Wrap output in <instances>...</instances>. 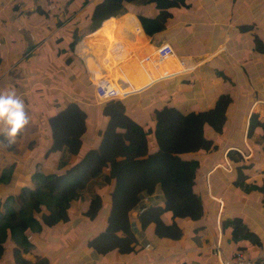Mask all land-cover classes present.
<instances>
[{"label": "crops", "instance_id": "crops-1", "mask_svg": "<svg viewBox=\"0 0 264 264\" xmlns=\"http://www.w3.org/2000/svg\"><path fill=\"white\" fill-rule=\"evenodd\" d=\"M17 1L0 0V94L14 92L23 99L30 123L22 133L28 136L26 131L32 129V135H35L36 140L35 145L29 146L27 154L22 153V156H26L23 161L10 160L0 165V168L13 163L14 169L24 170L26 177L29 178L30 173L36 168L61 171L77 156L63 148L47 152L50 136L47 116L68 101H74L83 107L87 121L81 135L82 149L97 144L100 138L97 132L101 117L98 107L93 106L90 72L83 66L85 73H88L85 79V75L82 76L81 72L71 65L66 69L62 68L64 71L59 70L60 62L55 56L57 51L47 54L46 49L34 47L38 36L44 37L47 41L53 37L52 42L55 43L63 30L56 36L54 32L49 34L47 28L40 26V23L48 22L49 25L51 18H48V14L41 16L37 13H35L37 17H34L30 10L31 6L29 8L23 6L22 12L17 11L15 14L19 16H12L11 12L14 9L10 6L13 3L17 4ZM20 3L23 5V1L20 0ZM38 3L42 4L41 8L45 11L53 9L49 1H46L45 5L44 0H37L36 4ZM75 3L74 0L73 7L79 9L81 6ZM22 5L19 4L16 8L19 9ZM65 8L69 10L70 6ZM122 8L132 12L139 25L138 14L153 15L156 12L151 2L143 0L124 2ZM167 10L168 17L165 19L163 29L148 36L142 28L141 30L149 37L153 46L167 42L178 56L187 59L191 64V68L181 74L175 73L182 75V79L185 78L184 98L169 104L181 111L183 109L195 111L211 106L221 92H227L231 97L223 129L219 132L205 129V134L212 139L211 147L206 151L184 154L196 160L192 187L201 198L202 214L197 219H188L173 217L167 211L162 212L160 219L163 223L173 222L178 227L180 233L176 238L158 236L154 233L152 222L142 228L137 219L133 232L138 244L134 250L122 254L111 252L103 259L107 261L106 264H219L212 252L218 240L219 247L224 253L241 250L247 256L263 255L264 127L259 130L258 125L254 124L252 130L247 132V126L251 113L255 114L257 120L264 122V0H173ZM15 19L22 24L12 26ZM43 34L47 36H42ZM155 37L161 42L154 44ZM96 50L98 61L101 60L98 62L100 66L104 50ZM107 60L114 62L112 59ZM78 61L82 63L83 60ZM62 62L66 63L65 60ZM120 71L121 67L115 74L118 75L117 72ZM161 71L168 69L162 67ZM65 73L72 79L73 87L83 91L86 99L77 92L65 91L58 88V85L52 86L53 83L49 79H59L60 76L64 77ZM176 77L164 78L162 82H154L140 90L142 92L153 87L155 91L157 89L159 91V88L163 89L166 86L162 92L150 93L152 97L148 104L152 101L155 105L157 99L164 100L168 94L167 85H173ZM59 81L62 84L63 80ZM140 91L126 95L138 94ZM125 96L119 99L124 101L128 115L139 124H144L149 110L145 108L146 110H139V114L132 115ZM93 118H97L94 122L95 134L85 137L84 143L83 135L89 127L87 123H91ZM41 142L42 146L39 145ZM63 156L72 160L67 161ZM111 182L107 206L109 211L112 205L110 193L114 185L113 178ZM99 193L100 209L103 211V202L107 201L108 197L101 194V189ZM144 193L151 197L152 201L161 200L158 185L151 192ZM82 202L84 206L81 204L80 214L84 216L81 212L85 209L87 201ZM140 202L141 199L137 198V202L130 209L136 210ZM107 213L109 214L108 211H103L98 218L95 215L91 219L88 218V221L80 220L82 224H89L92 227L87 234L96 233L103 228ZM235 216L240 217L246 230L256 234L260 244L251 243L246 238L235 241L230 239L229 227L221 226L220 223ZM145 243L149 244L148 248H144ZM84 252L87 251L84 249Z\"/></svg>", "mask_w": 264, "mask_h": 264}, {"label": "trees", "instance_id": "trees-1", "mask_svg": "<svg viewBox=\"0 0 264 264\" xmlns=\"http://www.w3.org/2000/svg\"><path fill=\"white\" fill-rule=\"evenodd\" d=\"M127 1L131 0H93L68 20L72 26L64 48L72 49L75 43L73 49L76 54L86 57L84 52H88L98 62L96 49L102 46L105 58L114 59L120 67L125 66L126 53L119 58L112 53L115 41L121 43L124 52L130 53L132 48L144 49L149 45L147 36L164 28L167 8L173 0H143L151 2L156 12L153 15L138 14L141 27L133 14L115 17V14L123 12V3ZM38 7V11L34 7L33 10L47 15L48 11ZM110 19L109 28L102 26L103 21ZM88 23L90 25L82 28L77 37L78 28ZM94 29L99 31L97 36L84 37ZM83 62L86 70L91 71L88 61ZM74 91L83 99L87 98L83 91ZM230 101V95L221 92L211 106L186 112L162 102L151 108V122L139 124L127 114L124 101L108 99L98 105V113L105 118V125L99 131L100 138L96 146L83 149L81 135L86 128V111L74 101L64 103L46 118L50 134L46 150L50 152L63 148L77 156L61 171L31 172L29 185L20 186L15 193L8 191L3 200L0 199V257L6 240L12 239L22 247L29 244L24 233L29 228L67 224L70 219L67 208L71 199L87 201L81 213L89 219L93 218L101 207L99 188L109 184L112 178V205L107 220L101 230L86 234V251L93 250L101 258L115 251L119 254L132 252L138 243L127 219V210L135 204L140 191L149 193L156 185L161 191V200L144 205L138 214L139 226L143 228L152 222L154 233L158 236L178 237V227L173 222L163 223L160 214L167 211L173 217L188 219L201 216L202 201L192 187L196 160L184 154L206 151L211 147L212 139L205 134V129L213 132L223 129ZM254 124L259 130L264 127V122L251 113L247 132ZM151 141L153 144L150 145ZM13 171V163L1 167L0 183L14 178ZM220 224L229 227L232 241L246 238L259 244L256 234L245 229L240 217H232ZM11 253L15 264L48 263L45 256H37L34 260L23 257L16 245L11 248Z\"/></svg>", "mask_w": 264, "mask_h": 264}, {"label": "rangeland", "instance_id": "rangeland-1", "mask_svg": "<svg viewBox=\"0 0 264 264\" xmlns=\"http://www.w3.org/2000/svg\"><path fill=\"white\" fill-rule=\"evenodd\" d=\"M22 1H23V5L20 3V0L17 1L20 5H22L21 7H19V9L16 8L17 5H19L18 3L17 4L13 3L10 6L11 9H14V11L11 12L12 16H19V15H15V14L17 11L19 13H21L23 6H25L27 8H29L31 6L30 10L33 12L34 17H37V15L35 13H37L41 16H44L43 12H41V13L37 12L38 11L37 8L39 9L38 5L40 6V8L42 5V4L36 5L37 0H21V2ZM46 1L48 2L49 0H44L43 5H45ZM73 1L74 0H53V1L49 2L51 7L53 8V9H48L49 12H47V14L49 15L48 18H51V20H49L50 23H49V25H47L48 22L47 23L45 22L46 24L41 22L40 26L46 27L47 30L50 32L49 34L54 32L55 33L54 36H56V34L58 32H60V30H63V31H62V34L59 37H57L58 39L56 38L57 40H55L56 41L55 43L52 42L53 37L47 41L44 39V37L38 36L37 40H36V44L34 45V47H36V48L40 47L41 49H46L47 54H51V52L57 51V54L55 56L57 57V59L60 62L61 69H59V70L64 71V69H66V67L68 65H71L73 68L78 69L81 72L82 76L85 75L84 76V78H85L86 75L88 76V73H85V71H84V67L82 65V63L84 64V62L82 61V63H80L78 61V56L75 57L76 55L73 53L72 49H70L68 47L67 48H64V47L66 45V37L69 36V34L67 36V33H69V30L72 26V24L68 23V20L69 19L71 20L83 8L87 7L93 0H79L80 2L78 0H75L76 1L75 5L79 4L81 6L79 9L73 7ZM81 1H82V3H81ZM8 4H10V3H8ZM79 5H77V6H79ZM63 6H64V8L62 9ZM65 6H67V7L70 6V9L68 10L67 8H65ZM33 7L37 11L36 10L34 11ZM128 13L133 14L129 10H127V9L125 10V8H123V12L120 14L117 13L118 15H116L115 17L121 16L123 14H128ZM112 19L103 21L102 26L109 28L110 27L109 22ZM58 21H59V23H56ZM51 22L53 24H51ZM14 24L12 26L21 25L22 23H19L16 20L14 22ZM89 25H90V23L78 28L77 37L80 36L81 29L86 27V26H89ZM97 32L99 33V31L97 29H94L90 34L85 35L84 37L97 36V34H98ZM42 36H47V35L43 34ZM58 40H59V42H57ZM159 40L160 39H157V38L154 39L153 38L154 44L156 42H161ZM152 46H153V43L149 41V45L146 46L144 49L139 50V49L132 48V50L133 49H135V50H133V51L131 50V51H132V54L136 58H141L151 48H153ZM97 49H98V51H101L103 49V47L99 46ZM65 57H67L69 59V64L66 61H65L66 63L62 62L63 60H66ZM129 58L130 57H127V60ZM102 60H103V62L100 64L99 69H101V70L104 69L102 71L106 72L108 75H110V72H108L109 70L113 71L114 78H112L111 81L116 85L119 84L118 90H119L120 95L129 93V92H134L135 90H137L136 87H138V85L134 84L133 81L135 80L134 78H137L140 76L138 70H136L135 72L132 73V74H134V78H130L129 75L123 76L122 74L124 73V70L127 68V65L125 64V66L121 67L122 71L117 72L118 75H116L115 74L116 70H118L120 65L117 63L114 64V62H115L114 59H112L114 62L107 60V59H104V57H102ZM100 61H98V62L100 63ZM62 68H64V69H62ZM90 72L91 73L99 72V70L94 69ZM159 72L162 73L161 70ZM120 73H122V74H120ZM176 75H177V77H176ZM176 75H174L176 77L175 78L176 80L173 83V85L172 84L167 85L168 94L165 96L164 100H162L163 98L157 99L155 101V105L152 101H150V103L148 104L149 99L152 97V96H150V93L155 92L157 94L159 92H162L166 86L163 87V89L159 88V91H158V89H157V91H155L156 89H154L153 87H149L148 89H146L142 92L140 91V93H138V94L126 95L125 96L127 99L126 104H127V107L130 108L129 111L132 113V115L135 113L139 114V110L143 111V109L146 108L149 111L147 112V116H146L145 121L144 120L143 121L144 122H151L153 120L152 119V111L150 110L152 105L159 106L161 102H166L167 104H169L171 102L174 103L178 99L184 98V92H185L184 81H185V78L182 79L181 78L182 75L181 76L179 74H176ZM57 76H58V74H57ZM163 76H161V77H163ZM170 78H172V77H170ZM59 79L63 80V82H62L63 85L60 83ZM59 79L50 78L49 81H51L53 83L52 86L58 85L57 87L60 89H63L65 91L72 90L73 92H75L74 91L75 88L73 87L74 84L72 82V79L70 78V76L67 73H65L64 77L60 76ZM160 79H162V78H160ZM187 81L189 82L188 79H187ZM46 83L48 85V82H46ZM88 85H89V83H88ZM59 86H61V87H59ZM92 94H93V91H92ZM100 99L101 98H98V97H96L95 99L93 98L92 99L94 101L93 106H96V108H97L98 105L101 103ZM144 104H145V106H144ZM31 109H32V107H31ZM183 111H186V110L183 109ZM96 119L93 118L91 123L90 122L87 123V125L89 127L87 128V131L83 135V140H84L83 142L84 143H85V137L87 138L92 133L95 134L94 122ZM99 121H100L99 125H98L99 128H98V132H97L98 135H99V131L102 130V128L105 125V118L103 119L101 117L99 119ZM0 128H3V126L0 125ZM32 132H33L32 129H29L28 131H26L28 136H25L22 133V135H20L15 140V142L10 146L8 145L4 136L0 135V165H4L5 162H9L10 160L16 159L19 161H23L26 158V156H22L23 155L22 153L27 154L29 152L30 147L35 145L36 139H35V135H32ZM99 137H100V135H99ZM99 137H97V138H99ZM151 144H153V141L150 142V145ZM39 145L42 146V142ZM11 147H13V148H11ZM27 147H28V149H26ZM24 148H25V150H24ZM63 157H65V159L67 161L72 160V158L70 159V157H67V156H63ZM23 168H24V166H23ZM25 170H27V169H25ZM35 170H38L42 173L44 172L42 169H39V168H36ZM35 170H33V171H35ZM129 171H131V170L129 169ZM24 172H25L24 170H18V168H15L13 171L14 178L8 179L5 182L1 181V183H0V199L1 200H3L5 193H8V191H12V193H15L19 189L20 186H22L24 184L29 185L30 181H28V179H27L28 177H26V172L25 173ZM20 178H22V179H20ZM111 185H112V182H110L109 184H106L103 187L99 188V190L100 189L102 190L101 194L108 197L109 196L108 193L110 192L109 190L112 187ZM140 192L138 193L139 195H137V197L139 199H141L140 205H138V207L135 206V208L137 207L136 210L132 211L130 209L126 213L130 224L133 226H136L135 224H137L138 214L140 212L138 210V208L140 206H142V201L145 204H148L149 201H151L150 200L151 197H149L143 191L141 193ZM111 201H112V199L110 198V202ZM138 203H139V201H138ZM81 204H82V206H84V202L79 201L78 199L74 198V199L70 200L69 207L67 208V213L71 219H69L70 223H68L66 225H61L60 223H56L55 225L50 226V227H44L42 225L37 229L36 228H29V229L25 230L24 233L27 236L29 244L24 245L23 247L18 246L16 243H14V241L12 239L4 241L3 242L4 243V251L0 257V264H15V262L13 261L12 253H11V248L14 247L15 245L21 251V255L23 257H25L29 260H34L37 256H39V257L45 256L48 259L47 264H106L107 261H105V259L98 256L93 250L84 252V242L86 239V234L91 231L92 227L89 224H82V222H80V220H83V219L85 221H88V218L86 216L84 217L80 214ZM108 204H109V197H108L107 201L105 200V202H103V206H104L103 211L109 212V210L107 208ZM103 211L99 208V210L96 213V218H98L102 214ZM87 226H88V228H87ZM84 231H86V232H84ZM259 244H260V241H259ZM21 248H22V250H21Z\"/></svg>", "mask_w": 264, "mask_h": 264}, {"label": "built area", "instance_id": "built-area-1", "mask_svg": "<svg viewBox=\"0 0 264 264\" xmlns=\"http://www.w3.org/2000/svg\"><path fill=\"white\" fill-rule=\"evenodd\" d=\"M74 45L72 47V51L76 56H78V59L88 61V64H90V68L92 70H94V68L99 70V72L94 73L89 71V80L92 85L94 98H101L100 101L102 102L108 99H119L128 94H119V84L116 85L111 81L112 78H114L112 70L108 71L110 72V75H108L106 72H103L102 70L104 69L101 70L98 68L99 65L97 61L88 52H84L86 57H84L83 54H81L82 56L76 54L75 49H73ZM112 50V53L117 54L118 58L125 53L127 57H130L128 60H126L127 68L124 70L123 74H120L123 76L129 75L130 78H134V74L132 73L138 70L140 76L134 78V84L138 85V87H136L137 90L134 92L145 89L154 82L161 80L160 78L164 79L167 77H172L175 75V73H182L191 68L189 61L178 56L174 49L167 42H161L158 43L157 46H153V48H151L141 58H136L132 52H124L123 46L118 41H115V45ZM162 67H167L168 71L160 73L159 71ZM165 74H168V76H163ZM149 202L155 201L151 200ZM144 205L145 203L142 201V206H140L138 210L141 211L144 208ZM132 226L133 225H131V227ZM132 228H134V226ZM148 245V243H145L144 248H148ZM212 252L216 256L219 264H264V254L259 256H247L241 250H234L230 253H224L219 247V240L216 241Z\"/></svg>", "mask_w": 264, "mask_h": 264}, {"label": "clouds", "instance_id": "clouds-1", "mask_svg": "<svg viewBox=\"0 0 264 264\" xmlns=\"http://www.w3.org/2000/svg\"><path fill=\"white\" fill-rule=\"evenodd\" d=\"M30 120L25 110L23 99L14 92L7 95L0 94V135H3L8 145L22 135Z\"/></svg>", "mask_w": 264, "mask_h": 264}, {"label": "water", "instance_id": "water-1", "mask_svg": "<svg viewBox=\"0 0 264 264\" xmlns=\"http://www.w3.org/2000/svg\"><path fill=\"white\" fill-rule=\"evenodd\" d=\"M28 47V46H27Z\"/></svg>", "mask_w": 264, "mask_h": 264}]
</instances>
